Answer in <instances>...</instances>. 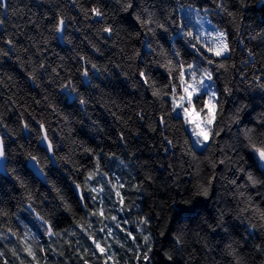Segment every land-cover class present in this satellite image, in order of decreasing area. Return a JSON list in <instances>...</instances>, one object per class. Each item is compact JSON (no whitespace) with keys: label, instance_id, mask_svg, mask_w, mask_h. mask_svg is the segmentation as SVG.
Masks as SVG:
<instances>
[{"label":"clouds","instance_id":"clouds-1","mask_svg":"<svg viewBox=\"0 0 264 264\" xmlns=\"http://www.w3.org/2000/svg\"><path fill=\"white\" fill-rule=\"evenodd\" d=\"M155 248L264 264V0H0V264Z\"/></svg>","mask_w":264,"mask_h":264},{"label":"trees","instance_id":"trees-1","mask_svg":"<svg viewBox=\"0 0 264 264\" xmlns=\"http://www.w3.org/2000/svg\"><path fill=\"white\" fill-rule=\"evenodd\" d=\"M189 214H191V213H189ZM164 239H167V236H165ZM153 255L156 258V264H165V262L163 261L162 256H161V249L160 248H155L153 251Z\"/></svg>","mask_w":264,"mask_h":264}]
</instances>
